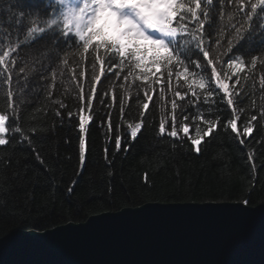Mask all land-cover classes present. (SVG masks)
I'll return each instance as SVG.
<instances>
[{"label": "snow or ice", "instance_id": "snow-or-ice-1", "mask_svg": "<svg viewBox=\"0 0 264 264\" xmlns=\"http://www.w3.org/2000/svg\"><path fill=\"white\" fill-rule=\"evenodd\" d=\"M0 5V13H7V23L14 25L6 29L0 23V149L10 141L21 145L45 172L50 166L37 149L36 140L37 133L47 129L25 128L20 114L31 103L29 97L39 99L43 93L54 120L63 126L61 110H67V105L62 99H52L58 81L61 95L74 93L77 103L75 111H67L68 123L76 117L78 129L77 177L90 155L88 126L93 118V102L104 105L105 98L108 108L118 104L121 120L133 96L140 110L138 122L125 121L129 137L125 140V155L145 126L150 104L161 113L157 136L172 138V150L183 148L187 139L189 148L200 154L205 138H215L218 128L234 134V139L245 145L244 138L251 136L257 115L248 116L242 129L238 128L237 122L248 106L236 105L247 96L250 106L256 107L252 94L240 93L244 90L242 80L251 83L254 93L257 76L262 93L259 113L264 119V0H43L33 7H26L24 0H0ZM257 37L259 49L254 52ZM233 77L236 79L230 87ZM236 85L241 89L237 90ZM217 97L230 108V116L223 122ZM190 107L194 112L187 111ZM119 128L117 125L114 152L109 159L108 142L112 138L108 133L113 129L109 112L103 148L109 177L115 154L121 151L123 133ZM247 156L249 173L241 183L249 195L238 200L244 206L240 210L245 212L251 207L250 196L257 184L264 187V168L257 171L252 151ZM10 163L9 157L5 164ZM142 180L147 188L153 187L147 171ZM77 183L73 179L65 191L73 194ZM10 191L7 182L0 185V216H14L21 225L33 229L42 227L43 220L55 224L57 219H70L20 214L8 204ZM112 191L109 185L108 193ZM32 200L34 195L28 194L26 202ZM104 203L109 211L115 207L112 199ZM92 214H96L95 209L87 215ZM77 215L87 220L83 210Z\"/></svg>", "mask_w": 264, "mask_h": 264}, {"label": "trees", "instance_id": "trees-1", "mask_svg": "<svg viewBox=\"0 0 264 264\" xmlns=\"http://www.w3.org/2000/svg\"><path fill=\"white\" fill-rule=\"evenodd\" d=\"M24 3L26 7H33L42 4L43 0H24ZM2 7L3 5H0V8ZM0 23H4L6 29L14 27L7 23V13H0ZM258 40L259 37L253 43L254 52L259 49ZM235 79L233 77L230 81V87ZM241 84L244 85V90L240 93L241 96H244L245 92L252 94L256 101V107H251L249 97L244 96L243 103L236 106L238 108L248 107L241 115L237 126L242 129L243 121L248 116L257 115V120L253 121L254 129L251 136L244 138L245 145H240L239 141L234 139V134L218 128L217 132L213 134L215 138H205L200 154H195L189 148L190 141L187 139L183 148L177 147L172 150V138L158 137L161 113L158 108H154L150 104L149 111L145 116V126L138 133L137 140L132 142V147L125 155L123 151L125 140L129 138L125 121L135 123L139 120L140 110L135 104V96L126 106L123 120L119 115L118 104L114 108H108V98H105L104 105H100L98 101L93 102V118L88 126L90 155L84 171L77 177L78 129L76 117L72 118L71 124L68 123L67 118V111H75L77 103L74 93L67 96L61 95L62 89H60L58 81L52 99H62L63 103L67 105V110H61L65 118L63 126L60 125L58 119L54 120L52 112L46 106L47 102L43 93L39 94V99L29 97L31 103L27 104L20 114L25 128L36 126L47 129V131L37 133L39 139L36 140V147L50 166V171L45 172L32 153L19 144H12L10 141L8 146L0 149V157H2L0 158V185L7 182L11 189L7 198L9 206L25 216L30 215L36 218L68 216L70 218L67 222L57 219L55 224L43 220V226L35 229L41 231L68 222L86 221L83 216L77 215L81 210L85 215L92 209L96 210V214L108 212V205L104 203L107 199L115 201V207L110 211L129 207L126 206L128 204H131L130 207H137L147 202H238L249 195L243 190L244 184L241 183V178L247 177L249 173L250 165L246 163L248 161L247 152L254 153L252 159L258 166V172L264 168V127H262L264 119L259 113L262 94L259 90V78L258 76L256 78L254 93L251 83L244 84L242 80ZM236 89L240 90L241 85H236ZM216 99L219 108L223 110L221 112L223 122L229 118L230 108L220 103L219 97ZM38 109L40 111H37ZM168 110H170V105ZM194 110L190 107L187 111L194 112ZM177 111L179 112V109ZM109 112H111L113 125L112 132L108 133L112 138L108 142L109 159H112L114 152L113 143L117 134V125L120 126V132L123 133L121 151L115 154L111 166V177L107 175L108 168L103 158ZM45 113H47L46 117ZM33 117L35 118L33 119ZM166 128L170 130L168 125ZM190 134L194 135L193 127H190ZM65 140H68L69 143H65ZM9 157L11 163L6 165L5 160ZM145 171L149 173V179L153 185L151 189L143 183L142 176ZM177 171H179V177ZM17 174H19V178H17ZM229 176L231 180L228 179ZM73 179H77L78 183L74 193L68 194L65 190ZM109 185L113 189L111 194L108 193ZM28 194L34 195V200L31 202H26ZM165 196H172L173 199L164 200ZM128 197H131V201L128 200ZM250 200L251 206L264 204V187H261L259 183L254 193L251 194ZM92 215H87V219ZM17 229L29 230L33 228L21 225L14 216H0V237Z\"/></svg>", "mask_w": 264, "mask_h": 264}, {"label": "water", "instance_id": "water-1", "mask_svg": "<svg viewBox=\"0 0 264 264\" xmlns=\"http://www.w3.org/2000/svg\"><path fill=\"white\" fill-rule=\"evenodd\" d=\"M147 202L0 237V264H264V204Z\"/></svg>", "mask_w": 264, "mask_h": 264}]
</instances>
